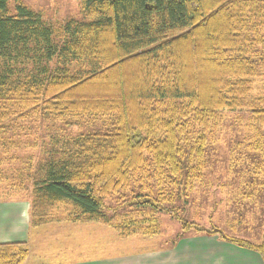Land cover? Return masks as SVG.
Listing matches in <instances>:
<instances>
[{
  "label": "trees",
  "instance_id": "1",
  "mask_svg": "<svg viewBox=\"0 0 264 264\" xmlns=\"http://www.w3.org/2000/svg\"><path fill=\"white\" fill-rule=\"evenodd\" d=\"M79 3L84 18L54 28L23 3L11 11L0 0V153L15 152L24 121L103 122L62 143L48 131L44 159L28 156L20 172L33 187L29 224L52 222L53 207L71 203V216L55 220L107 224L126 238L141 227L116 220L166 212L181 224L172 244L195 228L264 262V231L253 242L204 230L180 217L172 193L198 178L225 113L244 111L264 129V86L253 93L264 76V0ZM28 252L24 241L0 243V264H23Z\"/></svg>",
  "mask_w": 264,
  "mask_h": 264
},
{
  "label": "rangeland",
  "instance_id": "2",
  "mask_svg": "<svg viewBox=\"0 0 264 264\" xmlns=\"http://www.w3.org/2000/svg\"><path fill=\"white\" fill-rule=\"evenodd\" d=\"M16 2L40 12L46 23L54 28L61 27L68 19L84 18L79 0H8L11 11ZM255 80L253 93L259 95L264 86V76ZM223 119L225 121L208 142L204 166L198 171V178H193L186 187L180 185L172 189L175 197L173 205L181 218L198 224L204 230L214 227L228 235L259 242L264 231V129L255 125L244 111L225 113ZM102 123L98 118L92 126L68 127L63 122H51L44 117L22 122V128L16 130L17 137L13 140L14 144H18L15 152L0 153V200L24 201L29 217L33 187L26 173L20 172L25 170L28 156L34 157L33 164L44 159L42 145L49 141L48 131H52L55 140L62 143L99 128ZM256 144L259 150L255 148ZM126 193L121 190L104 203L114 207L116 197ZM69 204L53 207L51 216L54 220L55 217L71 216ZM150 218L139 221L136 216H127L126 219L116 220V223L123 220V224H130V219L137 221L141 228L129 239L120 237L112 226L95 221L68 220L69 227L71 224L85 226L74 230L64 229L63 223L58 225L59 229L53 230L52 226L46 225L49 221L42 224L46 226L45 232L49 233L48 241L43 238V244L34 252L44 262H59L74 259L73 250L81 246V241L90 244L91 250H97V255H110L161 247L172 243L182 233L180 222L166 212H158ZM194 229L186 234L196 233ZM69 238V242L63 241Z\"/></svg>",
  "mask_w": 264,
  "mask_h": 264
},
{
  "label": "crops",
  "instance_id": "3",
  "mask_svg": "<svg viewBox=\"0 0 264 264\" xmlns=\"http://www.w3.org/2000/svg\"><path fill=\"white\" fill-rule=\"evenodd\" d=\"M67 221L54 220L46 225L52 226L53 230L59 229L58 225L61 223L64 229L85 227L76 224L69 227ZM44 227L46 226L29 224L27 205L24 201L0 200V243L26 242L29 252L23 264H264L257 252L222 240L218 235L205 233L187 234L174 244L110 255H97L95 254L97 250H91L90 244L81 241V246L73 250L76 256L74 259L47 263L34 252L36 247L43 244V238L48 241L49 233L45 232ZM126 238L129 239L131 236ZM70 240L69 238L63 241Z\"/></svg>",
  "mask_w": 264,
  "mask_h": 264
}]
</instances>
